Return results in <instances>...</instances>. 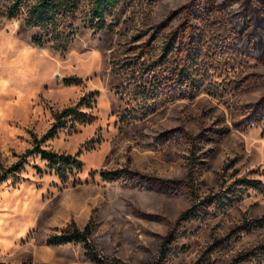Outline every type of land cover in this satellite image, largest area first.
<instances>
[{
	"label": "rangeland",
	"instance_id": "rangeland-1",
	"mask_svg": "<svg viewBox=\"0 0 264 264\" xmlns=\"http://www.w3.org/2000/svg\"><path fill=\"white\" fill-rule=\"evenodd\" d=\"M10 1L0 0V165L31 147L62 107L77 103L89 117L67 121L41 142L57 152L79 151L76 174L67 170L62 180L32 153L24 155L19 171L0 178V261L109 264L87 255L81 241L48 242L72 220L79 227L91 220L92 248L101 258L264 264V0H257L259 42L252 51L229 43L236 33L230 14L244 0H213L212 10L194 19L192 97L161 86L158 79L166 73L153 63L190 0H118L101 30L86 23L89 0H81L64 50L27 26L24 10L8 18ZM34 35L42 37L41 45L33 43ZM182 53L174 50L170 66L179 65ZM65 76L81 79L67 83ZM169 129L179 136L160 142L159 133ZM196 134L204 138L190 196L183 187L185 156ZM102 170H114L116 177L105 179ZM211 195L220 199L178 221L192 201ZM175 229L178 235L164 247V237Z\"/></svg>",
	"mask_w": 264,
	"mask_h": 264
},
{
	"label": "trees",
	"instance_id": "trees-1",
	"mask_svg": "<svg viewBox=\"0 0 264 264\" xmlns=\"http://www.w3.org/2000/svg\"><path fill=\"white\" fill-rule=\"evenodd\" d=\"M80 1L81 0H11L5 8L4 14L8 18H12L24 10L25 24L27 26L37 27L42 32V35L52 38L54 48L64 50L74 36V21L78 15L77 11ZM117 1L118 0H89L85 18L86 23L95 30L104 29L108 25L105 17L106 11ZM213 3V0L188 1L184 5L182 11L177 12L178 17H181V19L168 31L165 42L158 48V57L153 60V63L160 65L166 73L159 77V84L161 86H167L175 95L180 97H192L196 93V84L193 76V68L196 65V49L194 42L196 32L194 29V19L196 17H204L212 10ZM257 8V0H244L241 6L230 14L234 17V19L231 20V29L232 31H236L233 37L229 38L232 49L252 51V48L256 47V42L259 41L255 34H257L256 31L260 29V25L257 23L260 19ZM252 19H254V21ZM32 41L37 45H41L43 40L41 36L34 35ZM141 45L146 48H151L147 42ZM176 48L183 49L181 60L178 66H170V55ZM80 79L81 78L75 76L64 77V81L67 83ZM90 99L91 98H88L85 101L84 105L86 107L90 105ZM88 117L89 115L77 108V103L66 105L60 110L55 111L53 114L54 119L50 127L39 138L34 136L33 145L26 148L23 152L24 154L21 153L17 160L6 167L0 165V178H4L8 174H14L19 171L25 162L24 155L32 153L39 154L42 158L46 159V161L56 169L57 175L62 180L67 179V170L76 174L82 164L80 158L77 156L79 151L74 154L57 152L42 146L41 142L55 135L58 128L66 125L67 121H83L87 120ZM214 129H218L221 134L225 133V129H223V131L219 128ZM158 136L160 142H163L166 138L171 136L177 138L179 136V130L169 129L160 132ZM190 138L188 153L185 156L186 170L183 178V187L190 196H193L195 195L196 178L201 165L200 154L197 152L201 149L200 142L204 136L196 134ZM74 166L77 168L76 172L73 171ZM115 173L116 171L114 170L101 171L102 176L108 180L114 179L116 177ZM134 173L139 174V171L135 170ZM74 174L70 176H74ZM70 176L68 175V178ZM155 181H158L161 184H158L160 186L164 185L162 180L156 179ZM251 183L256 184L254 181ZM146 184L148 185V183ZM149 185L153 184L149 182ZM218 198V195H211L197 202L192 201V204L180 213L177 218L178 221L179 219H188L197 216L200 211H202L205 202L210 204ZM261 224V222L254 221L255 226ZM92 232L93 225L91 220L85 222L82 227H79L77 223L72 220L62 229L60 234L48 238V242L63 243L72 240L81 241L85 247V253L96 261L103 260L109 264H129L121 261L117 257L111 259H107L106 257L101 258L92 248L94 244ZM177 235L176 229L169 231L164 237L162 245L167 247L166 242ZM0 264H5V262L0 261Z\"/></svg>",
	"mask_w": 264,
	"mask_h": 264
}]
</instances>
